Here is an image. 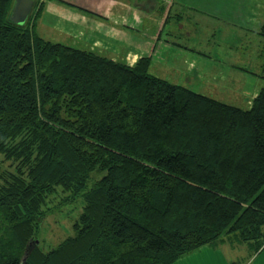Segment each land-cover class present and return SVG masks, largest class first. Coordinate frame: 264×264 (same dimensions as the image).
<instances>
[{
	"label": "trees",
	"instance_id": "obj_1",
	"mask_svg": "<svg viewBox=\"0 0 264 264\" xmlns=\"http://www.w3.org/2000/svg\"><path fill=\"white\" fill-rule=\"evenodd\" d=\"M13 4L0 0V264L264 247V84L250 108L229 105L151 74L149 57L129 66L49 41L36 29L44 3L24 25ZM77 200L72 232L43 249L44 218Z\"/></svg>",
	"mask_w": 264,
	"mask_h": 264
},
{
	"label": "crops",
	"instance_id": "obj_2",
	"mask_svg": "<svg viewBox=\"0 0 264 264\" xmlns=\"http://www.w3.org/2000/svg\"><path fill=\"white\" fill-rule=\"evenodd\" d=\"M190 10L197 17L206 18L204 22L211 25L213 32L209 40L220 33L223 35L220 38L227 40L231 33V44L225 43L227 49L220 47L221 43L217 45L216 52L221 57L215 56L214 60L206 55L210 69L221 67L226 60L231 63L229 53L241 54L255 41L252 40L256 39L254 36L261 38L259 29L264 22V0H48L44 2L39 19L42 27L53 25L57 31L62 29L72 38L81 36L86 44L79 48L88 51H93L91 46L99 48L108 58L129 66L149 57L151 72L152 66L170 59L182 64L183 68L194 70L195 63L187 54L191 50L172 40L174 31L166 26L172 18L181 20ZM239 38L242 40L238 41ZM209 50L208 53H214L212 46ZM160 67L176 72L172 64L171 67ZM238 260H242L240 264H264V247L253 253L245 243L234 244L224 239L217 246L197 249L175 264H239Z\"/></svg>",
	"mask_w": 264,
	"mask_h": 264
},
{
	"label": "rangeland",
	"instance_id": "obj_3",
	"mask_svg": "<svg viewBox=\"0 0 264 264\" xmlns=\"http://www.w3.org/2000/svg\"><path fill=\"white\" fill-rule=\"evenodd\" d=\"M38 1L44 3L48 0ZM149 5L151 6L152 3H149ZM163 12H165V9ZM204 21H207V19L197 17V14L190 10L187 14L182 15L181 20L172 18L166 23V26L168 27L169 25V27H172V31H174V38H172V40L189 47L191 50L187 54L195 63L194 70L189 68L188 70L185 66L183 68L182 64H178V62L170 59L168 61H163L164 63L159 66H152V72L150 71V73L165 79L170 83L186 87L192 91L226 104L241 107L243 109L250 108L254 98L258 95L264 84L262 78V76H264V54H262V50H264V39L259 36H254L256 39H252L255 41L251 46H248L249 49L245 48V51L241 54L238 53V55L233 52L229 53V56L232 59L231 63L226 60L221 67L210 69L207 66L209 58L206 55L211 56L214 60L215 56L221 57V54L216 52L218 51V46H220L221 43L220 47L227 49L225 43L228 45L231 44L229 41L231 33L227 36V40L225 38H220L223 36L222 33H220L219 36H213L212 40H209V35L213 31L211 25ZM37 22L36 29L39 35L49 41L62 43L76 48H79V45L86 44L85 39L81 36L77 35L72 38L62 29H58L59 31H57V28L53 27V25H51L50 28L47 27L48 25L42 27L40 19ZM214 23L217 22L215 21ZM213 25L214 28H217L216 24ZM204 26H207V28H204ZM240 40L242 39L239 38L238 41ZM210 46L213 48L212 51L214 53L212 54L208 53V51H210ZM91 50L96 54L107 57V53L102 54L99 48L91 46ZM227 54L228 53L225 55ZM174 55L177 56V54ZM236 56H238L239 59ZM183 58L185 59V57ZM202 62L206 64L203 65ZM171 64L175 67V70L178 73L171 69L160 67H171ZM1 160L4 159L0 154V163ZM6 165L11 166L12 163L9 161L6 162ZM60 197V195H57L50 202V207L54 208L56 204H59L61 201ZM81 212L82 200H77L59 206L57 209H52L48 216L42 221V228L38 235V242H40L41 247L48 250L57 246L62 240H64L68 234L72 232L73 223L77 220ZM238 263H242V260H238Z\"/></svg>",
	"mask_w": 264,
	"mask_h": 264
},
{
	"label": "water",
	"instance_id": "obj_4",
	"mask_svg": "<svg viewBox=\"0 0 264 264\" xmlns=\"http://www.w3.org/2000/svg\"><path fill=\"white\" fill-rule=\"evenodd\" d=\"M34 5L35 0H14L13 8L9 15V20L18 25H24L30 17ZM37 242L38 241H36V243ZM29 247H31V243L29 244Z\"/></svg>",
	"mask_w": 264,
	"mask_h": 264
}]
</instances>
